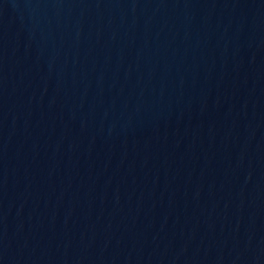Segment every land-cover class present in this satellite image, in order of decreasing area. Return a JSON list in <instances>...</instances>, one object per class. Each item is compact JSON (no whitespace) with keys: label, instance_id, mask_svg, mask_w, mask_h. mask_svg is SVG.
<instances>
[{"label":"water","instance_id":"1","mask_svg":"<svg viewBox=\"0 0 264 264\" xmlns=\"http://www.w3.org/2000/svg\"><path fill=\"white\" fill-rule=\"evenodd\" d=\"M0 264H264V0H0Z\"/></svg>","mask_w":264,"mask_h":264}]
</instances>
